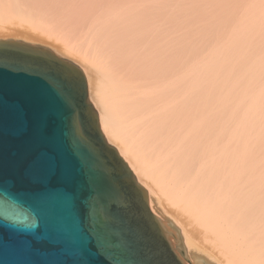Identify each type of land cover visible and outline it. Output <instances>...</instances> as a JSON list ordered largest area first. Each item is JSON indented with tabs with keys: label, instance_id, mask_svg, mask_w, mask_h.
Returning <instances> with one entry per match:
<instances>
[{
	"label": "bare ground",
	"instance_id": "1",
	"mask_svg": "<svg viewBox=\"0 0 264 264\" xmlns=\"http://www.w3.org/2000/svg\"><path fill=\"white\" fill-rule=\"evenodd\" d=\"M110 1L78 12L87 32L71 45L0 0V40L47 48L81 70L106 143L150 212L178 230L190 264L194 252L214 264H264V10L244 14L217 54L188 49L170 30L169 2ZM72 3L48 12L71 17Z\"/></svg>",
	"mask_w": 264,
	"mask_h": 264
},
{
	"label": "water",
	"instance_id": "2",
	"mask_svg": "<svg viewBox=\"0 0 264 264\" xmlns=\"http://www.w3.org/2000/svg\"><path fill=\"white\" fill-rule=\"evenodd\" d=\"M57 77L73 84L63 97ZM0 264H190L106 143L81 70L14 40H0Z\"/></svg>",
	"mask_w": 264,
	"mask_h": 264
},
{
	"label": "rangeland",
	"instance_id": "3",
	"mask_svg": "<svg viewBox=\"0 0 264 264\" xmlns=\"http://www.w3.org/2000/svg\"><path fill=\"white\" fill-rule=\"evenodd\" d=\"M11 1L13 4V7H14V9L12 10L13 11L12 13H17V14L21 13V15H26V16H29L28 14H30V18H32L33 21L38 20V23H42V24H45L47 22L46 24L50 27V30H52V32H54V33L56 32L58 36L60 35V37H66L65 40L68 39V40H66V42L68 44L71 42L70 43L71 45L72 44L73 45H76V44L81 45L83 43L82 42L83 38L85 37V34L87 32L86 29H84L82 27V25H79L76 22L78 20V15H77L78 12L80 15H83V14L84 15H86V14L91 15V14L95 13V10L101 8V6H99V4L102 5L104 3L103 4L104 6H105V4L106 5L109 4V0H108V2L103 0V3H102V0H77V2H76V0H74L76 3L75 2H73V3H75L76 5H74L72 2H69L70 0L68 2H67V0H65V1L64 0H59V1L58 0H34V1L30 0L31 2H29V0H17L15 3L17 6H15V4H14L15 0H14V2H13V0H11ZM88 1L90 4L88 3ZM115 1H117V0H113V1L111 0L110 2H115ZM118 1H121V0H118ZM123 1H125V0H123ZM153 1L154 0H152V4L156 3V2L160 3L159 1H161V2L165 1L166 5L169 2V4H168L169 7L166 6V12L165 13L163 12V14H167V18L169 20L168 22H169V24H171L169 26L170 30L174 29L172 32L176 33L178 31L177 34L180 35V33L182 32L181 35H185V37L182 36V38L184 40L187 39V41H186L187 43L185 42L184 44L186 47L187 46L189 47V48L187 47L188 49H190V50H192L194 48L195 49H203L202 50L203 53H207L206 51H213V50H214L213 52L216 51L217 54L225 53V51H227V50H224V51H220V50H223L224 47L226 48L225 45H228V46L231 45V42H232L231 38L233 39L235 37V33L238 32V30H237L238 28L236 30H234V29L236 27H241L242 24H244L245 20L247 19V17H244V14L249 17L251 15V13H253V15L254 14L257 15V13L260 14V12H262L261 10H264L261 8L262 0H259V1L258 0H252V1L251 0H169V1H167V0H156V2H153ZM249 1H251V2H249ZM61 2H62V4H61ZM83 2H85V3H83ZM263 2H264V0H263ZM66 3H72V5H73L71 8L72 10L75 7L78 8L77 4H79V3H80L79 6H83L85 4V7L83 6L85 11L83 10V8H80V7L78 8L80 10L82 9V12L80 10L78 11V9L76 8L73 10L75 12L77 11L76 14H75V12L70 11L71 12L70 14H73V15H70L71 17H68V16H63V17L61 16L60 17L58 12H57L58 14L56 12L53 13V11L48 12V11H50V10H48L50 8L49 5L54 6L56 4V6H60L59 4L63 5ZM97 3H98V5H97ZM255 3H257V4H255ZM21 4L23 7H21ZM94 4H95V6H94ZM112 4L113 3H110L109 5H112ZM252 5H254V6H252ZM256 5H259V7H260L259 10L257 9V11H256L257 13L255 12V8H256L255 6ZM93 6L95 7L94 10L92 8ZM262 6L264 8V5H262ZM90 7H91V10L89 9ZM96 7H98V8H96ZM249 8H254L253 9L254 12L252 10L249 11ZM86 9H87V11H89V10L90 11L88 13H86ZM246 12H247V14H246ZM248 12H250L249 15H248ZM55 14H57L59 17ZM168 14H169V16H168ZM75 15L77 16V19H75L76 18ZM36 17L37 18L40 17V18L37 19ZM56 17L58 19H56ZM73 17H75V18H73ZM241 17L243 19L244 18H246V19L245 20L242 19L241 23H240ZM64 18H66V19L69 18V19L66 20ZM70 18H71V20H70ZM93 18L96 19V17H94V16H93ZM176 22H177V24H176ZM174 23H175V25H173ZM238 25H241V26H238ZM73 26H74V28H73ZM77 26H78V29H77ZM176 29H178V30H176ZM84 31H86L85 34H84ZM79 32H81V33H79ZM233 32H234V34H233ZM229 34L231 35L230 38H229ZM181 35H180V37H181ZM79 37H81V38H79ZM227 37H228V39H226ZM224 38L226 39V41L225 40L223 41ZM81 39H82V41H81ZM77 40H78V42H76ZM188 40H189V42H188ZM196 40H197V42H196ZM227 40H230L231 42H229V44H225V43H228ZM192 41H194V42H192ZM218 41H219V43H221V45H222V42H224V44L222 45L223 48L217 47L218 45L220 46ZM79 42H80V44H79ZM91 43L93 44L94 41L92 40ZM195 45H196V47H195ZM213 46L214 47L216 46L218 48V51H217L216 47L214 48ZM210 48H212L213 50ZM204 49H205V51H204Z\"/></svg>",
	"mask_w": 264,
	"mask_h": 264
},
{
	"label": "snow or ice",
	"instance_id": "4",
	"mask_svg": "<svg viewBox=\"0 0 264 264\" xmlns=\"http://www.w3.org/2000/svg\"><path fill=\"white\" fill-rule=\"evenodd\" d=\"M47 87L51 90L55 95L59 97H63L65 93L73 87V84L68 79H63L57 77L55 79L50 80L47 83Z\"/></svg>",
	"mask_w": 264,
	"mask_h": 264
}]
</instances>
